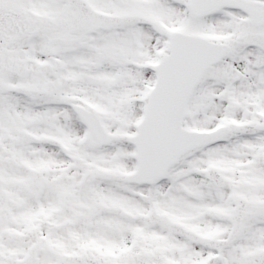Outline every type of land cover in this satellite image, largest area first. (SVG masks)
Returning a JSON list of instances; mask_svg holds the SVG:
<instances>
[{
  "label": "snow or ice",
  "instance_id": "obj_1",
  "mask_svg": "<svg viewBox=\"0 0 264 264\" xmlns=\"http://www.w3.org/2000/svg\"><path fill=\"white\" fill-rule=\"evenodd\" d=\"M0 264H264V0H0Z\"/></svg>",
  "mask_w": 264,
  "mask_h": 264
}]
</instances>
